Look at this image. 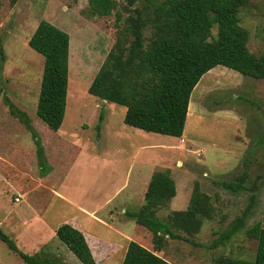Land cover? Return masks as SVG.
Instances as JSON below:
<instances>
[{"label": "rangeland", "instance_id": "obj_1", "mask_svg": "<svg viewBox=\"0 0 264 264\" xmlns=\"http://www.w3.org/2000/svg\"><path fill=\"white\" fill-rule=\"evenodd\" d=\"M116 1L123 19L134 5L129 0ZM143 3L134 2L138 6ZM87 5L88 0H0V165L9 169L13 166L9 162L15 163L25 189L27 177L22 175L41 172L36 158L37 143L29 126L40 143L55 133L36 116L44 57L28 45L38 23L46 20L69 34L68 87L60 135L67 136L82 151L71 167L77 151L68 146L63 156L69 166H62L67 168L62 191L99 203L107 194H113L126 176L132 177L137 165H144L145 171L168 169L178 189L172 204L174 210L187 207L188 195L197 182L200 190L211 197L215 214L203 221L198 233L189 235L194 244L168 238L158 254L173 264H217L215 259L219 256L253 260L257 243L245 230L256 222L264 227V79L217 65L203 74L193 88L181 137L128 126L123 121L125 106L103 102L87 91L117 33L114 11L107 16H89L85 11ZM239 23L248 31L250 52L260 55L264 51V0H249L241 7ZM150 31L146 27L145 37ZM212 32L216 33L215 28ZM9 103L28 116L29 126L10 112ZM94 154L97 161L92 158ZM244 171L248 173L247 189L240 193L215 183L234 180ZM255 184V203L244 229L223 244L212 246L241 215ZM6 193L0 200V214L11 208H17L20 215L29 213L24 202L14 203L13 193ZM118 197L114 200L116 205ZM168 212L169 204L157 214L164 218ZM128 221L126 228L133 240L153 250L151 233L134 220ZM13 224V230H2L18 248L31 252L26 248L30 239L21 236V228L16 222ZM55 239L63 250L50 239L43 251L36 252L38 256L54 264H81ZM122 260L115 254L113 258H100L96 264H122ZM0 264L26 263L0 240Z\"/></svg>", "mask_w": 264, "mask_h": 264}, {"label": "trees", "instance_id": "obj_2", "mask_svg": "<svg viewBox=\"0 0 264 264\" xmlns=\"http://www.w3.org/2000/svg\"><path fill=\"white\" fill-rule=\"evenodd\" d=\"M122 19L116 0H88L89 16H107L115 12L117 33L113 46L94 75L87 91L105 102L125 106L123 121L146 132L181 137L188 113L190 95L201 76L217 65L243 75L264 79V51L255 56L247 46L248 31L239 23L240 8L249 0H143ZM151 31L144 35L146 27ZM215 28L216 33L212 32ZM28 45L43 55V68L36 105V116L51 130L57 131L66 107L69 74V34L52 23L41 20L28 39ZM10 112L28 124V116L12 103ZM102 115L99 121L102 120ZM99 128V125H97ZM37 157L41 172L46 170L41 143ZM248 173L234 180L215 181L227 190L240 193L247 189ZM250 190L249 203L212 246L229 240L244 229L246 218L255 203L257 185ZM176 194L169 170L153 171L144 201L138 210L126 215L151 233L150 250L129 241L122 264H173L158 254L168 238L194 244L189 238L199 232L205 219H212L215 207L211 197L196 182L187 207L170 210L164 218L157 212L168 206ZM256 240L253 260L217 257V264H264V227L256 222L246 228ZM57 238L81 264H95L83 233L68 223L56 229ZM184 233V234H183ZM0 240L16 252L26 264H54L37 253L20 251L15 242L0 231Z\"/></svg>", "mask_w": 264, "mask_h": 264}, {"label": "crops", "instance_id": "obj_3", "mask_svg": "<svg viewBox=\"0 0 264 264\" xmlns=\"http://www.w3.org/2000/svg\"><path fill=\"white\" fill-rule=\"evenodd\" d=\"M186 119H188V113ZM60 134L61 129L59 128L52 138L42 141L44 165L47 168L37 175L24 173L22 176L27 177L25 189L18 179L22 177L17 176L20 171L18 172L15 163L9 162L10 166L13 165L9 169L0 165V200L4 194H7L6 192H12L14 194H12L13 202H24L29 210L27 215H20L17 208H11V210L0 214V231L5 233L2 230L5 228L9 231L13 230L15 224L12 226V223L16 222L17 227L21 228L23 232L21 236L24 234L30 239L26 248L31 250L29 253L33 254L43 251L50 239L57 245V248L63 250L61 243L55 239L57 237L55 232L59 225L68 223L83 233L93 254L95 264L100 258H113L115 254H119L123 259L129 241L134 239L126 228L128 220L132 219L126 215V212L138 210L142 205L153 172L152 168L146 170V173L144 165H137L134 175L132 177L126 176L114 193L107 194L105 199L99 203L89 202L87 198L68 196L66 192L65 194L62 191V184L65 176H67V168L62 166L68 165L67 159L63 156L66 154L69 145L75 148L73 150L77 152L71 162L72 167L77 163V157L82 154V151L77 146L78 144L76 145L69 138H66L67 136ZM36 158L37 164L40 165L37 156ZM92 158L95 161L98 160L95 154ZM92 158L90 157V161ZM103 162L110 164V161L103 160ZM127 173H131L130 167ZM91 179L93 178L91 177ZM16 186L18 189L15 190ZM177 193L176 187V194L169 202V211L174 210L172 204L177 198ZM188 196L190 197V194ZM15 197H18L19 200L15 201ZM117 197L119 205L114 204ZM183 204L185 203L183 202ZM50 213L52 217H50ZM53 218L55 220H52ZM21 239L23 240V237ZM18 249L22 251L20 248ZM22 252L25 253V251Z\"/></svg>", "mask_w": 264, "mask_h": 264}, {"label": "built area", "instance_id": "obj_4", "mask_svg": "<svg viewBox=\"0 0 264 264\" xmlns=\"http://www.w3.org/2000/svg\"><path fill=\"white\" fill-rule=\"evenodd\" d=\"M181 140H184V139H181ZM14 200H15V201H18V200H19V198H18V197H15V198H14Z\"/></svg>", "mask_w": 264, "mask_h": 264}, {"label": "water", "instance_id": "obj_5", "mask_svg": "<svg viewBox=\"0 0 264 264\" xmlns=\"http://www.w3.org/2000/svg\"><path fill=\"white\" fill-rule=\"evenodd\" d=\"M103 102H105V101H103Z\"/></svg>", "mask_w": 264, "mask_h": 264}]
</instances>
